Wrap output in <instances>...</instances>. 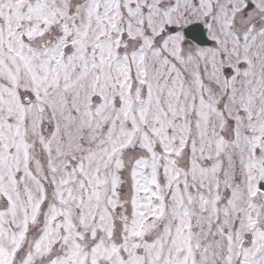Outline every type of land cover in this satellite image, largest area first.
Here are the masks:
<instances>
[{"label": "snow or ice", "instance_id": "6c2138e0", "mask_svg": "<svg viewBox=\"0 0 264 264\" xmlns=\"http://www.w3.org/2000/svg\"><path fill=\"white\" fill-rule=\"evenodd\" d=\"M0 264H264V0H0Z\"/></svg>", "mask_w": 264, "mask_h": 264}]
</instances>
